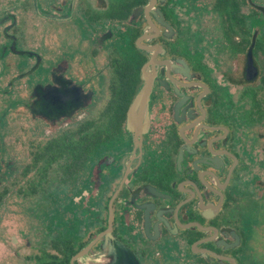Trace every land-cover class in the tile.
<instances>
[{
    "label": "flooded vegetation",
    "instance_id": "obj_1",
    "mask_svg": "<svg viewBox=\"0 0 264 264\" xmlns=\"http://www.w3.org/2000/svg\"><path fill=\"white\" fill-rule=\"evenodd\" d=\"M0 264H264V0H0Z\"/></svg>",
    "mask_w": 264,
    "mask_h": 264
},
{
    "label": "water",
    "instance_id": "obj_2",
    "mask_svg": "<svg viewBox=\"0 0 264 264\" xmlns=\"http://www.w3.org/2000/svg\"><path fill=\"white\" fill-rule=\"evenodd\" d=\"M150 88H151V84H150L149 82H147V83L144 85V87H143V92H142V93H144L146 90H149ZM138 103H139V102L134 103L132 109H134L135 107H137Z\"/></svg>",
    "mask_w": 264,
    "mask_h": 264
}]
</instances>
